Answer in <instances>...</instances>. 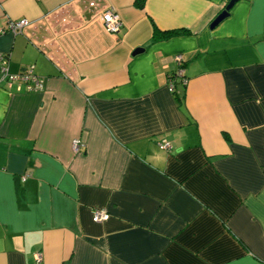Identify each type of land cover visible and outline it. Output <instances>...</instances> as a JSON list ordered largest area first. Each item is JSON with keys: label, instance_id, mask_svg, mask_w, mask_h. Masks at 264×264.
<instances>
[{"label": "crops", "instance_id": "crops-1", "mask_svg": "<svg viewBox=\"0 0 264 264\" xmlns=\"http://www.w3.org/2000/svg\"><path fill=\"white\" fill-rule=\"evenodd\" d=\"M229 1L0 0L42 82L0 72V264H264V0Z\"/></svg>", "mask_w": 264, "mask_h": 264}, {"label": "built area", "instance_id": "built-area-1", "mask_svg": "<svg viewBox=\"0 0 264 264\" xmlns=\"http://www.w3.org/2000/svg\"><path fill=\"white\" fill-rule=\"evenodd\" d=\"M99 21L102 23L104 30L108 33H117L121 27V20L119 15L113 7H108L104 9L98 15ZM29 22L26 19H21L18 21H9L6 26V30L16 33L21 31L25 25ZM173 61L178 64V69L175 71V74L178 78L181 79V82L185 85L187 78L184 75L183 67L181 64L183 62V57L181 55L174 56ZM0 72L1 80L5 81L7 84H10L12 81H18L26 85L28 91H37L42 88L41 79L34 72V65H29L24 68L19 73H10L8 70V59L5 54H0ZM169 90H173V83L169 82ZM79 146V140H74L73 148L76 150ZM170 144L168 141H164L159 144L161 149L169 148ZM25 179V176L22 178ZM109 214L105 208H94L92 210V219L94 222H102L108 218Z\"/></svg>", "mask_w": 264, "mask_h": 264}, {"label": "trees", "instance_id": "trees-1", "mask_svg": "<svg viewBox=\"0 0 264 264\" xmlns=\"http://www.w3.org/2000/svg\"><path fill=\"white\" fill-rule=\"evenodd\" d=\"M176 32L177 31L174 32L173 30L160 31L156 28L154 30V36L157 37L158 35H162L163 37H168L169 34H174ZM183 65H184V61L182 62L181 67H183ZM169 82L173 83L174 88H173L172 92L176 95L179 103H181L183 101V97H184L185 85L181 82V79L178 78L175 73L168 75V84H169Z\"/></svg>", "mask_w": 264, "mask_h": 264}, {"label": "water", "instance_id": "water-1", "mask_svg": "<svg viewBox=\"0 0 264 264\" xmlns=\"http://www.w3.org/2000/svg\"><path fill=\"white\" fill-rule=\"evenodd\" d=\"M235 0H230L225 8L218 14V16L213 20L210 27L213 28L215 25H217L221 20H223L227 15L229 14V10L231 6L233 5ZM143 51V48H137L134 50L133 54H137Z\"/></svg>", "mask_w": 264, "mask_h": 264}]
</instances>
